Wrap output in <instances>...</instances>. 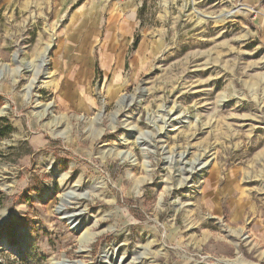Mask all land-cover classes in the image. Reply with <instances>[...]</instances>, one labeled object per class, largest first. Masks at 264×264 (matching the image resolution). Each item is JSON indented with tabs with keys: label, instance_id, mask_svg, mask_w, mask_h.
<instances>
[{
	"label": "rangeland",
	"instance_id": "374dc122",
	"mask_svg": "<svg viewBox=\"0 0 264 264\" xmlns=\"http://www.w3.org/2000/svg\"><path fill=\"white\" fill-rule=\"evenodd\" d=\"M222 262L264 264V0H0V264Z\"/></svg>",
	"mask_w": 264,
	"mask_h": 264
},
{
	"label": "water",
	"instance_id": "95a60500",
	"mask_svg": "<svg viewBox=\"0 0 264 264\" xmlns=\"http://www.w3.org/2000/svg\"><path fill=\"white\" fill-rule=\"evenodd\" d=\"M221 264H244L242 262H222Z\"/></svg>",
	"mask_w": 264,
	"mask_h": 264
},
{
	"label": "clouds",
	"instance_id": "9594fccd",
	"mask_svg": "<svg viewBox=\"0 0 264 264\" xmlns=\"http://www.w3.org/2000/svg\"><path fill=\"white\" fill-rule=\"evenodd\" d=\"M4 214H6V212Z\"/></svg>",
	"mask_w": 264,
	"mask_h": 264
},
{
	"label": "bare ground",
	"instance_id": "6f19581e",
	"mask_svg": "<svg viewBox=\"0 0 264 264\" xmlns=\"http://www.w3.org/2000/svg\"><path fill=\"white\" fill-rule=\"evenodd\" d=\"M233 14H234V12H233Z\"/></svg>",
	"mask_w": 264,
	"mask_h": 264
}]
</instances>
